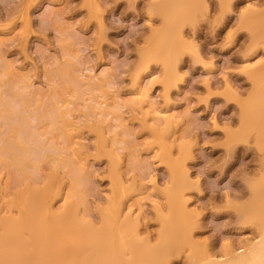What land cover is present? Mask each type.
Masks as SVG:
<instances>
[{
  "label": "rangeland",
  "instance_id": "374dc122",
  "mask_svg": "<svg viewBox=\"0 0 264 264\" xmlns=\"http://www.w3.org/2000/svg\"><path fill=\"white\" fill-rule=\"evenodd\" d=\"M165 7L0 0V152L16 159L0 153V264H201L203 252L222 259L260 240L264 131L250 124L264 110L246 106L264 84V0H204L178 28L172 80L160 57L142 68ZM175 189L189 242L163 233L172 221L183 229ZM118 208L140 239L120 242Z\"/></svg>",
  "mask_w": 264,
  "mask_h": 264
},
{
  "label": "bare ground",
  "instance_id": "6f19581e",
  "mask_svg": "<svg viewBox=\"0 0 264 264\" xmlns=\"http://www.w3.org/2000/svg\"><path fill=\"white\" fill-rule=\"evenodd\" d=\"M166 1H168V2H170V4H171V6L172 5H174V8L173 9H171V10H168L166 7L165 8H161V11H162V15H163V18H164V21H165V27H164V29H163V31L161 32V34L156 38V40L151 44V46H150V49L148 50V51H146L144 54H143V57H142V64H143V70H145L146 68L148 69V67H149V65H151L150 63L151 62H153V60H155V59H157V58H161V60L163 61V65H164V67H165V70H166V75L168 76V80H170V78H171V80L172 79H174V78H176L175 77V75H176V73H175V71H174V69H173V67H172V58H173V55H174V53H175V51H176V47H177V44L178 43H180L181 42V40H182V36L179 34V32H178V28H179V26L182 24V22H186L188 19H191V17L196 13V11H197V9L203 4V1L204 0H166ZM200 9V8H199ZM249 15V14H248ZM262 16V15H261ZM261 16H259V15H257V14H255V12L253 13V14H250L248 17L246 16V18L247 19H245V20H255V19H258V18H260ZM190 17V18H189ZM187 19V20H186ZM257 23H258V21H256ZM253 23V22H252ZM260 23V22H259ZM254 24H256L255 22H254ZM262 25V24H261ZM260 25V26H261ZM258 25L256 24V27H257ZM255 37V36H254ZM257 37H255L254 39H256ZM93 72V71H92ZM103 72H105V71H103ZM61 73V72H60ZM107 75H108V73H107V71L105 72ZM102 74V73H101ZM258 74V73H257ZM6 75V74H5ZM93 75V74H92ZM106 75V76H107ZM254 76L256 75V74H253ZM258 75H260V73L258 74ZM99 76V75H98ZM261 76H263V75H261ZM7 77V76H6ZM101 77V76H100ZM257 77V76H256ZM94 78V77H93ZM92 78V79H93ZM96 78V77H95ZM102 78H104L105 79V76L104 77H102ZM254 78V77H253ZM261 78V77H260ZM91 79V80H92ZM103 79V80H104ZM16 80H18V79H16ZM96 79H94V81H95ZM108 80V79H107ZM109 80H110V78H109ZM11 81V80H10ZM19 81V80H18ZM23 81V80H22ZM93 81V80H92ZM93 81V82H94ZM98 81H100V80H98ZM97 81V82H98ZM264 81V80H263ZM21 82V81H20ZM105 82H107V81H105ZM141 82V81H140ZM258 83H259V81H257ZM108 84H109V82H108ZM111 84V83H110ZM139 84V85H138ZM138 84L136 83V85H138V88H142V84L141 83H139L138 82ZM11 85V84H10ZM259 85V84H258ZM257 85V86H258ZM94 86V85H93ZM108 85H106V87H107ZM110 86V85H109ZM256 86V87H257ZM260 87L257 89L256 88V91H260L261 92V94H257L258 92H255V94L253 95V97H252V99H251V101H250V103L249 104H247V108H248V110H247V113L250 111V109H253L254 107H258L259 108V114L264 110L263 108H264V95L262 96V94H264V84H260L259 85ZM27 88V87H26ZM108 88V87H107ZM111 88V87H110ZM137 90H139V89H137ZM95 91V90H94ZM100 91V90H99ZM139 92V91H138ZM143 93H141V98H142V96H146L147 97V95H146V93H144L145 91L143 90L142 91ZM13 95V94H12ZM139 95H140V92H139ZM134 96V95H133ZM136 96V95H135ZM11 97H14V96H11ZM131 97V96H130ZM17 97H15V99H16ZM136 98V97H135ZM260 98V100H261V103L260 102H258L257 100ZM144 99V98H143ZM119 100V99H118ZM122 100V99H121ZM125 100V99H124ZM146 101V100H145ZM144 100L142 101V99H140V104H141V102L142 103H144L145 102ZM136 102L138 103L139 101H138V98H137V100H136ZM255 103H256V105H255ZM145 104V103H144ZM258 104V105H257ZM105 105V104H104ZM130 105V104H129ZM7 106V105H6ZM9 106V105H8ZM7 106V107H8ZM106 106V105H105ZM124 106V105H123ZM128 106V105H127ZM98 107V106H97ZM108 107V106H107ZM8 108H10V107H8ZM12 108V107H11ZM10 108V109H11ZM16 109V108H15ZM19 109H20V107H19ZM95 109V108H94ZM98 109V108H97ZM107 110H108V108H107ZM116 110V109H115ZM19 111H21V110H19ZM113 111V110H112ZM101 112V111H100ZM114 112V111H113ZM116 112V111H115ZM18 113V112H17ZM34 113V112H33ZM53 113V112H52ZM106 113V112H105ZM108 113V112H107ZM53 114H55V113H53ZM99 114V113H98ZM101 114V113H100ZM109 114V113H108ZM160 114V113H159ZM21 115V114H20ZM24 115V114H23ZM117 115V114H116ZM165 115V114H164ZM22 116V115H21ZM20 116V117H21ZM55 116V115H54ZM54 116H51L52 118L54 117ZM118 116V115H117ZM157 116V115H156ZM168 116V115H167ZM249 116V115H248ZM263 116V115H262ZM25 117V116H24ZM24 117L22 116V121H24ZM35 117V116H34ZM47 117H48V115H47ZM50 117V118H51ZM56 117V116H55ZM110 117V116H109ZM159 117V116H158ZM16 118V117H15ZM26 118V117H25ZM36 118V117H35ZM51 118V119H52ZM57 118H59V117H57ZM56 118V119H57ZM115 118H117V117H115ZM165 118L166 119H164V121L166 122V131L163 133V134H165V133H169V129H170V126H171V123L173 124L174 122H172L173 121V119H174V117L173 116H171V117H166V115H165ZM173 118V119H172ZM11 119H12V117H11ZM18 119V118H17ZM16 119V120H17ZM50 119V120H51ZM157 119V118H156ZM159 119V118H158ZM172 119V120H171ZM247 119V118H246ZM249 119H250V116H249ZM248 119V120H249ZM7 120V119H6ZM38 120V119H37ZM48 120H49V117H48ZM63 120V118L61 119V121ZM113 120V119H112ZM115 120V119H114ZM8 121H10V120H8ZM51 121H54V119H52ZM116 121V120H115ZM6 122V121H5ZM17 122H18V120H17ZM17 122H16V125H17ZM104 122V121H103ZM250 122V121H249ZM8 123V122H7ZM20 123V122H19ZM54 123H56V121L54 122ZM119 123V122H118ZM14 124H15V122H14ZM13 124V125H14ZM51 124H53L52 122H51ZM57 124H58V122H57ZM57 124L55 125V126H57ZM72 124V123H71ZM13 125H10V123H9V126H13ZM24 125V124H23ZM23 125H21L22 126V128H25V127H27L28 125H25V127H23ZM60 125V124H59ZM61 125H63L62 123H61ZM258 125H263V131H264V119H262V120H260L259 119V117H256L252 122H251V124H250V127L252 126V127H254V126H256V127H258ZM18 127H21L20 125H17ZM54 126V125H53ZM109 126V125H108ZM121 126V125H120ZM4 128V127H3ZM8 128H10V127H8ZM7 128V129H8ZM30 128V127H29ZM36 128V127H35ZM57 128V127H56ZM123 128V127H122ZM23 129H21V135L22 134H25V132L24 131H22ZM36 130V129H35ZM57 130H59V129H57ZM258 130V129H257ZM25 131H28V127H27V129H25ZM30 131H31V129H30ZM60 131H62L61 129H60ZM109 131V130H108ZM22 132H24V133H22ZM111 132V131H110ZM171 132V131H170ZM257 132H260V130H258ZM1 133V132H0ZM28 132H26V134H27ZM172 133V132H171ZM35 134V133H34ZM37 134V133H36ZM18 135H19V133H18ZM29 135V140L28 141H30V139H31V134H28ZM23 136V135H22ZM36 136V135H35ZM165 136V135H164ZM163 136V137H164ZM171 136H173V135H171ZM21 137V136H20ZM25 137H28V136H24V137H21V138H25ZM37 137V136H36ZM167 137V140H170V137L168 138V135L166 136ZM20 138V139H21ZM63 138H64V136H63ZM21 139L20 141H19V139H18V141L21 143V141L23 142V143H25L26 142V140L28 139ZM246 139V138H245ZM63 140H65V138L63 139ZM166 140V141H167ZM4 141V140H3ZM25 141V142H24ZM27 141V142H28ZM165 141V140H164ZM165 141V142H166ZM7 142V141H6ZM31 142H32V140H31ZM31 142H30V144H31ZM40 142V141H39ZM3 143V142H2ZM112 143V142H111ZM115 143V142H114ZM167 143V142H166ZM166 143H165V145H166ZM4 144V143H3ZM15 144V143H14ZM32 144H33V142H32ZM116 144V143H115ZM167 144H169V143H167ZM25 145V144H24ZM27 145V144H26ZM261 145H262V147H264V142H262L261 143ZM14 146V148L15 147H18V149L19 148H25L24 150H23V152L22 153H24V151L26 150V149H28V146L27 147H22V146H20L19 147V145H17V143H16V145H13ZM13 146H11L10 145V147H12L13 148ZM30 146H32V145H30ZM29 146V147H30ZM2 148H4V147H2ZM7 148V147H6ZM8 148H9V146H8ZM13 148V149H14ZM41 148V147H40ZM10 149V148H9ZM17 148H15V150H16ZM21 149H19L20 151H21ZM30 149V148H29ZM27 150L28 152H27V154L29 153H32V151L33 150H35V148H33L32 150H31V152H30V150ZM12 150V149H11ZM45 150V149H44ZM55 150V149H54ZM36 151V150H35ZM49 151H50V149H49ZM2 152V151H1ZM0 152V153H1ZM17 152V151H16ZM45 152V151H44ZM44 152H42V153H44ZM2 153H8V150H7V152H2ZM1 153V154H2ZM9 153H10V151H9ZM8 153V155L10 156V154ZM22 153H20L21 154V156L23 157V155L24 154H22ZM26 153V152H25ZM39 153H40V151H39ZM54 153V152H53ZM56 153V152H55ZM57 153H59V151L57 152ZM0 154V155H1ZM5 154V155H6ZM13 154H15V153H12V155L10 156V158L12 159L11 161L9 160L10 158H8V160L10 161V163L13 161V163H15V161H16V159L14 160L13 159ZM26 154V155H27ZM34 154V153H33ZM61 153H59L58 155H60ZM5 155H2L3 157H1V159H3L4 160V156ZM30 155H32V154H30ZM29 155V156H30ZM48 155H50V154H48ZM7 156V155H6ZM6 156H5V158H6ZM8 156V157H9ZM20 156V155H19ZM28 155H27V157H29ZM45 156V155H44ZM25 157V156H24ZM23 157V158H24ZM32 158V157H31ZM35 158V156L33 155V159ZM42 158V157H41ZM23 160L24 159H22V161L19 159V161H21V162H23ZM59 160V159H58ZM61 160H63V159H61ZM1 161V160H0ZM64 161V160H63ZM3 162H5V161H3ZM2 163V162H1ZM1 163H0V165H1ZM8 163V162H7ZM12 163V164H13ZM59 163V162H58ZM74 164V163H73ZM37 166H38V164H36ZM62 165V164H61ZM10 166H15V165H10ZM72 166V165H71ZM40 167V166H39ZM24 168V167H23ZM72 167H70V169H71ZM74 168V167H73ZM72 168V169H73ZM20 169V168H19ZM19 169H17V170H19ZM16 170V169H15ZM21 170H22V168H21ZM20 171V170H19ZM27 172H28V169L26 170ZM262 171H263V176L262 177H264V165H263V169H262ZM30 172V171H29ZM179 172V174L180 173H182L183 171L182 170H179L178 171ZM175 173H176V171H175ZM73 174H75V173H73ZM30 175V174H29ZM176 175V174H175ZM71 177V176H70ZM76 177H79V176H77L76 175ZM183 177V176H182ZM74 178H75V176H74ZM176 178H177V176H176ZM73 180V179H72ZM77 180V179H76ZM176 180V179H175ZM177 180H178V178H177ZM177 180H176V184H177ZM263 180V179H262ZM79 181H81V180H79ZM79 181H75L76 183L77 182H79ZM83 181H84V178H83ZM73 182V181H72ZM71 182V183H72ZM260 183H262V182H260ZM84 184H85V181H84ZM175 184V183H174ZM257 185V187H258V185L259 184H256ZM178 186V185H177ZM261 186V185H260ZM259 186V187H260ZM84 188V187H83ZM82 188V189H83ZM179 188V187H178ZM254 188H256V187H254ZM261 188V187H260ZM259 188V189H260ZM180 189V188H179ZM257 189V188H256ZM256 189H254V190H256ZM85 190V189H84ZM181 190V189H180ZM79 191V190H78ZM259 191H261V190H259ZM262 195H263V198H262V200H261V202H262V204L264 205V203H263V201H264V183H262ZM80 192V191H79ZM82 193V192H81ZM256 193V192H255ZM180 194H178V192H176V189H175V192H172V196L173 197H175L174 198V200H173V204L175 205V211H176V213L177 212H179V213H181V214H179L180 216L182 215V217H183V221H182V219H181V221L183 222L182 223V225H183V229H181L180 230V226L179 225H177L175 222H169V223H167V225L168 226H170V228H166L165 229V231L163 232L164 233V236L165 235H168V236H173V237H175V238H178V239H183L184 241H186V242H189L190 241V235H191V233H190V231H191V229H190V220H189V217L187 216V213H186V211L185 210H187V209H184V207H183V201H182V203L179 201V196ZM73 196V195H72ZM254 196H255V194H254ZM256 196H257V194H256ZM256 196H255V198H256ZM257 200V199H256ZM260 201V200H259ZM254 203V202H253ZM183 207V208H182ZM186 208H187V206H186ZM257 208V207H256ZM125 209V208H124ZM124 209H122L123 211H120V208H118V209H116V211H115V218H114V225H116V228L119 230V233H118V231H117V233H118V237H119V240L121 239V241L120 242H123L124 244L126 243H130L129 242V240L130 239H132V238H134V239H140L141 238V236H139L138 235V233L136 232V235H135V233L134 232H131V231H129V229H128V227H132V225H134V222L132 221V219H134V217L133 218H131L130 216H129V213L127 214L128 216H126V214H124ZM130 209V208H129ZM128 209V210H129ZM257 209H260V207L259 208H257ZM49 212H50V214H51V211L49 210ZM53 212V211H52ZM121 212V213H120ZM260 212V211H259ZM44 214V213H43ZM49 214V215H50ZM122 214V215H121ZM131 214V213H130ZM44 215H46V214H44ZM133 215V214H132ZM51 216V215H50ZM250 216H255V215H250ZM250 218V217H249ZM255 218V217H254ZM44 221V220H43ZM259 221H260V219H259ZM261 221H262V219H261ZM111 222V221H110ZM136 223H138V222H135V225H137ZM43 224V223H42ZM47 224V223H46ZM134 225V226H135ZM47 226V225H46ZM138 226V225H137ZM139 227V226H138ZM162 227V226H161ZM115 228V227H114ZM165 228V227H164ZM115 230V229H114ZM123 230V231H122ZM139 231V230H138ZM116 232V231H115ZM181 232H182V234H181ZM16 233H17V231H16V229H15V224H14V226H12V227H10L9 228V231L7 232V236H8V238L9 239H14V237H15V239L14 240H16ZM261 233V232H260ZM21 234V233H20ZM20 234H19V236H20ZM111 234H113V233H111ZM159 234L161 235V233H160V231H159ZM178 234H180V235H178ZM260 240L257 242L256 241V243L254 244V245H252L251 247L249 246L248 248H244L243 250H239V251H237V252H234V251H232L231 250V248H229V250L227 251V254H226V257L225 258H216V257H214L213 255H211V254H209L208 252H203L204 253V263H202L201 262V264H264V220H263V224H262V235L260 234ZM11 237V238H10ZM114 237V236H113ZM180 237V238H179ZM22 239V238H21ZM114 239V238H113ZM110 240H112V239H109V241ZM143 241H144V239H142ZM258 240V239H257ZM115 241L117 242V239H115ZM18 242V241H17ZM22 242V241H21ZM115 242V243H116ZM255 242V241H254ZM122 245V244H121ZM114 246H115V244H114ZM118 247V246H117ZM4 248V247H3ZM124 248H125V246H124ZM47 249V248H46ZM2 251V250H1ZM115 251H117V250H115ZM129 251V250H128ZM40 252H42V251H40ZM127 252V251H126ZM43 253V252H42ZM128 253V252H127ZM52 254V253H51ZM119 255V252H116V254L115 255ZM128 254H130V253H128ZM104 255V254H103ZM131 255V254H130ZM129 256V255H128ZM43 257V259H45L44 260V262H46V261H49L50 262V260H51V258H50V256H48L47 255V253H45V255L44 256H42ZM131 257V256H130ZM120 258H121V256H120ZM125 258H127V257H125ZM122 260V259H121ZM193 260V259H192ZM124 261H127L126 259L124 260ZM127 262H129V261H127ZM47 263V262H46ZM51 264V263H50ZM88 264V263H87ZM122 264H124V262L122 263ZM127 264V263H126ZM130 264H136V263H130ZM139 264V263H138ZM149 264H152V263H149ZM154 264H156V263H154ZM159 264V263H158ZM161 264V263H160Z\"/></svg>",
  "mask_w": 264,
  "mask_h": 264
},
{
  "label": "snow or ice",
  "instance_id": "6c2138e0",
  "mask_svg": "<svg viewBox=\"0 0 264 264\" xmlns=\"http://www.w3.org/2000/svg\"><path fill=\"white\" fill-rule=\"evenodd\" d=\"M248 7H251V5H249ZM262 63H264V61H261Z\"/></svg>",
  "mask_w": 264,
  "mask_h": 264
}]
</instances>
